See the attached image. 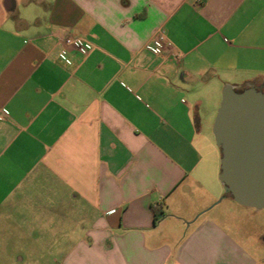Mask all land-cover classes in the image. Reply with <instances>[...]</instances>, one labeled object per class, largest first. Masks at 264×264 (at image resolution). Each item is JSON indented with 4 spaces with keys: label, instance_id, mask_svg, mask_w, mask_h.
Segmentation results:
<instances>
[{
    "label": "crops",
    "instance_id": "1",
    "mask_svg": "<svg viewBox=\"0 0 264 264\" xmlns=\"http://www.w3.org/2000/svg\"><path fill=\"white\" fill-rule=\"evenodd\" d=\"M248 84L264 0H0V264H264L209 139Z\"/></svg>",
    "mask_w": 264,
    "mask_h": 264
},
{
    "label": "water",
    "instance_id": "2",
    "mask_svg": "<svg viewBox=\"0 0 264 264\" xmlns=\"http://www.w3.org/2000/svg\"><path fill=\"white\" fill-rule=\"evenodd\" d=\"M212 131L226 196L264 211V91L255 84L226 86Z\"/></svg>",
    "mask_w": 264,
    "mask_h": 264
},
{
    "label": "built area",
    "instance_id": "3",
    "mask_svg": "<svg viewBox=\"0 0 264 264\" xmlns=\"http://www.w3.org/2000/svg\"><path fill=\"white\" fill-rule=\"evenodd\" d=\"M60 41L63 43L66 50L74 49L77 50L81 55L88 56L94 49V46L82 39L73 38L70 36L60 35ZM170 44L166 35L163 32H159L154 38L153 42L147 46V49L156 54H160L165 45ZM66 53H62L61 58L65 59Z\"/></svg>",
    "mask_w": 264,
    "mask_h": 264
},
{
    "label": "rangeland",
    "instance_id": "4",
    "mask_svg": "<svg viewBox=\"0 0 264 264\" xmlns=\"http://www.w3.org/2000/svg\"><path fill=\"white\" fill-rule=\"evenodd\" d=\"M209 139L211 140V142L215 141L213 136H210ZM212 143H215V142H212ZM225 203H230V202H225ZM225 205H228V204H225ZM229 205L231 209V211L229 212H232L234 210L236 212V213L235 212L231 213V215L235 214L234 216H232V218H235L236 220L240 217V219H238L237 221L238 225H242L244 228L245 226H248L247 228L252 230L255 227L253 223H256L257 220H261L264 223V212H257V214H254L255 213L254 210H250V208H242V207L236 206V204H234L233 202H231Z\"/></svg>",
    "mask_w": 264,
    "mask_h": 264
},
{
    "label": "flooded vegetation",
    "instance_id": "5",
    "mask_svg": "<svg viewBox=\"0 0 264 264\" xmlns=\"http://www.w3.org/2000/svg\"><path fill=\"white\" fill-rule=\"evenodd\" d=\"M260 90H262V91H264V87H261V86H259V85H257V84H255Z\"/></svg>",
    "mask_w": 264,
    "mask_h": 264
}]
</instances>
